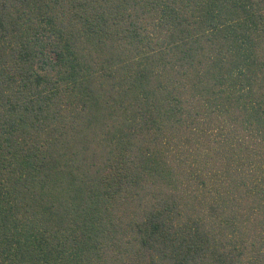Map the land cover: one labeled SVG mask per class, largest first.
<instances>
[{
	"label": "trees",
	"instance_id": "1",
	"mask_svg": "<svg viewBox=\"0 0 264 264\" xmlns=\"http://www.w3.org/2000/svg\"><path fill=\"white\" fill-rule=\"evenodd\" d=\"M264 264V0H0V264Z\"/></svg>",
	"mask_w": 264,
	"mask_h": 264
},
{
	"label": "rangeland",
	"instance_id": "2",
	"mask_svg": "<svg viewBox=\"0 0 264 264\" xmlns=\"http://www.w3.org/2000/svg\"><path fill=\"white\" fill-rule=\"evenodd\" d=\"M129 264H151L149 259H140L136 261H131Z\"/></svg>",
	"mask_w": 264,
	"mask_h": 264
}]
</instances>
